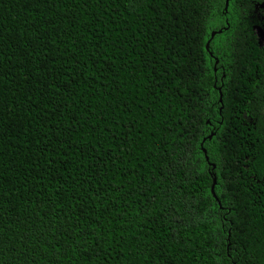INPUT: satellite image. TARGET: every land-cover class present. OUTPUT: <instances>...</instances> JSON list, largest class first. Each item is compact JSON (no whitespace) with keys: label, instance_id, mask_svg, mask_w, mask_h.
Here are the masks:
<instances>
[{"label":"trees","instance_id":"obj_1","mask_svg":"<svg viewBox=\"0 0 264 264\" xmlns=\"http://www.w3.org/2000/svg\"><path fill=\"white\" fill-rule=\"evenodd\" d=\"M226 3L0 0V264H264V0Z\"/></svg>","mask_w":264,"mask_h":264},{"label":"rangeland","instance_id":"obj_2","mask_svg":"<svg viewBox=\"0 0 264 264\" xmlns=\"http://www.w3.org/2000/svg\"><path fill=\"white\" fill-rule=\"evenodd\" d=\"M258 7L264 10V4H260ZM256 32L258 34L259 43L261 46H263L264 45V27L258 28Z\"/></svg>","mask_w":264,"mask_h":264},{"label":"water","instance_id":"obj_3","mask_svg":"<svg viewBox=\"0 0 264 264\" xmlns=\"http://www.w3.org/2000/svg\"><path fill=\"white\" fill-rule=\"evenodd\" d=\"M228 7V0H227V3H226V8ZM216 33L217 32H214L213 34H212V36H211V38H213L215 35H216ZM209 44H210V41H208V43H207V48H209ZM220 99L222 100V94H221V96H220ZM213 135V134H212ZM206 158H207V160H208V157H207V155H206ZM214 167H215V165H214ZM215 181V180H214ZM212 191H213V193H214V187L212 188Z\"/></svg>","mask_w":264,"mask_h":264}]
</instances>
